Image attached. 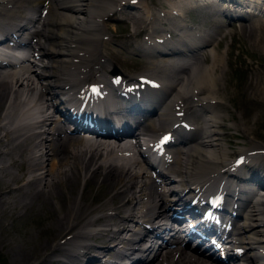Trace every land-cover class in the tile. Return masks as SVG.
<instances>
[{"label": "bare ground", "instance_id": "obj_1", "mask_svg": "<svg viewBox=\"0 0 264 264\" xmlns=\"http://www.w3.org/2000/svg\"><path fill=\"white\" fill-rule=\"evenodd\" d=\"M135 4L137 6H130ZM121 5L125 6L119 10L140 9L134 10L135 14L140 13L138 17L129 18L132 37L146 25L152 30L151 35L157 30L158 33L162 31L161 23L166 27L157 43L151 37L148 40L154 43L152 46L144 43L145 57L150 60L145 75L109 76V80L123 78L124 82L136 87L140 104L133 102L131 110L124 111V108L101 103L96 110L95 116L101 119L100 124L107 132L114 130L109 117L119 119V129L116 131L119 134L120 131H127L134 145L122 144L121 140L110 141L112 145L105 141L102 144L105 147L94 142L84 144L66 134L64 127L54 118V110L48 109L52 106L48 102L60 99L63 101L62 107L67 104L66 109H74V105L81 108L83 104L77 99L78 91L86 84L102 81L100 77H107L112 60L110 53L107 56L103 54L109 41L103 32L104 19ZM138 5V0H0V31L8 42L17 41L13 34L22 36L24 40L21 42L27 44L34 58L28 66L22 62L21 67L12 71L0 62V85L4 87H0V107L7 93L10 98L7 97L9 101L6 103H12L7 104L6 122L0 124V157L17 152L15 161L0 166V173L2 175L5 167H11L14 163L25 166L19 176H10V179L17 177L21 183L12 185L8 190L3 186L9 178L0 177L2 195L12 196L17 191L21 196L16 202L13 198L9 203L3 199L0 201L10 204L12 210L28 208L47 187L49 199L51 194L60 197L61 193L53 182L55 178H75L76 183L83 179L80 192L72 194L70 208L65 207L69 209L68 220L60 222L61 228L57 230L61 231L60 236L50 242L51 247L39 258L24 253L22 258L26 264H125L127 261L124 259L131 260L137 254V261L146 264H208L201 259L187 258L178 243L172 246L175 248L166 247L167 251L163 253L165 248L155 246L158 241L148 243L146 237L167 232L166 210L172 207L173 200H177V203H173L176 208L183 209L187 200L190 202L193 199H197L198 204L204 200L201 202L204 207L205 200L213 192L231 204L232 210L235 204L239 207L236 219L239 223L231 231L230 245L226 246L228 252L240 249L244 253L240 257L242 264H264V170L259 172L264 161L262 146L252 141L250 148L236 152L232 161L228 159L229 149L222 143L224 133L220 131L227 115L223 116L221 111L218 113L222 114L218 116L215 111L225 106L219 83L222 72L218 73L221 65L217 61L221 58V54H217L218 41L215 43L216 38L209 39L207 34H200L195 30L197 28H189L191 26L184 20L185 7H210L223 20V10L231 13L228 19L235 17L231 22H240L247 17L248 20L246 18L244 21L249 22V28L262 31L264 0H178L177 5L166 12L153 7L151 10L144 9ZM25 8L38 15L28 16ZM173 10H178V13L174 14L171 12ZM173 15L177 16V23L176 20L171 21ZM166 29L174 31V39L168 36ZM241 29L246 31V27ZM212 35L210 37H217ZM259 39L258 33L252 37L255 44ZM104 42H107L106 45ZM163 49L166 52L160 54ZM208 56L212 60L209 64L206 63ZM139 77H149L151 80L142 83ZM153 80L160 81L164 88L156 89ZM78 85L81 88L75 93ZM112 88L120 93L127 92L119 87ZM204 93L202 98L196 99ZM141 106L154 109L156 119L141 121L133 115V122L130 123L127 113L136 114ZM180 112H184L187 118L198 117L202 125L187 133H177L179 140L176 146L183 149L176 151L173 160H164L163 151H155L160 156L157 160L152 155L154 146L150 149L147 147L146 153L157 164L151 169L158 171L152 180L141 165H146V162H139L130 150H140L141 141L148 142L165 127L169 131L174 124L185 121L180 116L176 118V113ZM237 126L246 135L240 123ZM238 162L241 163L237 165ZM247 176L251 184H246ZM96 177L97 193L104 185L108 186V191L101 194L103 199L95 204L87 201L85 188H89ZM42 183V188L29 192L31 186ZM26 186H30L28 192L23 190ZM245 187H262L261 196H250ZM231 191L233 194L229 196L228 192L231 194ZM56 205L58 209L62 206L56 203L51 205L52 210L56 209ZM70 209H73L72 214ZM14 214L17 216L18 213ZM128 222L136 223L135 228H129ZM104 258L107 260L102 262Z\"/></svg>", "mask_w": 264, "mask_h": 264}, {"label": "rangeland", "instance_id": "obj_2", "mask_svg": "<svg viewBox=\"0 0 264 264\" xmlns=\"http://www.w3.org/2000/svg\"><path fill=\"white\" fill-rule=\"evenodd\" d=\"M140 1L138 2L140 3V5H138L140 8L144 7V9H151L153 7V9H157L160 11L162 10V12L170 11V7L174 8L178 2V0ZM168 3H170V5ZM167 5H169L170 7H168ZM130 10L132 11V13H134V10L140 9L131 8ZM124 11L125 12H119L118 14L113 15L111 17L107 16V18L104 19L105 28L103 32L104 34H106V36L110 38V41L108 43L104 42L105 45L107 43V48L105 49V51H103V54L107 56L110 53V58L113 63L112 69L116 68L122 74H131L133 76H137L139 74H146L145 72L147 71V64L140 56V52L134 48L133 38L130 37L132 32V22H120V19H124L125 17L131 15L126 13L129 10ZM188 12L184 13L189 23L194 24V26L198 29L200 33L207 34V37H209V39L216 38L217 40L214 41L215 43L216 41H218L217 54H221V58H218L217 60L219 63L221 62L218 73L222 72L221 80L219 83H221V87L223 89L224 100L222 102L223 104L225 103V106L223 108H217L215 109V111L217 112V115L219 114L218 112L222 111L223 114L227 115V120L229 121L224 122V126L220 128V131L224 133L222 143L226 144L227 148L229 149V152L227 154L228 159L235 158L236 152L246 148H250L253 142L262 146L261 151L263 152L264 30L259 31L257 29L255 30L253 28H249V22L244 23L242 21L232 22V24L228 27L223 26V23L219 22V24L212 25L213 21L209 16L204 15L205 12L202 11L196 13V11L189 10ZM207 13H209L208 10ZM146 27L148 26L146 25ZM241 27H246V31L241 29ZM145 28L139 29V35L136 37L137 39L145 37L146 34L150 32L148 28ZM248 30H250L251 32ZM170 31H168V33L172 35V31ZM257 33L259 34L261 39H259L257 44H255L253 43L254 41L252 40V37ZM210 34H215L217 37H210ZM156 35L159 36V34ZM171 38L174 39L173 35L171 36ZM120 42H123L121 43V46H124L125 49L121 48ZM258 47H260V49L262 48L263 50H260ZM137 55H139V57ZM209 62H212L210 57L206 59V63L209 64ZM251 82H253L254 84H250ZM0 87L4 88L1 85ZM256 88H258L259 90ZM204 95L205 93L202 95L199 94L197 97L201 98ZM5 100L3 101L0 107V116L3 109V105L5 104ZM8 101L9 100H6V102ZM9 104L12 105L11 102ZM195 121V125H199L201 127V122L198 119H196ZM239 123L241 127L246 130V135L242 134V130L240 127L238 129L237 125ZM157 136L158 135L154 136L153 138H157ZM233 152H235V154H233ZM16 157L17 152L1 155L0 166H7L8 162L15 161ZM261 165L262 166H260V172L264 170V162ZM142 167L148 174L152 173L150 172V170H147L144 165H142ZM6 168L7 167H5V170L2 172V175L0 173V177L3 179L9 178L7 181L4 182L3 186V188H6V190H8V188H11L12 185L21 183V180L17 181V177L10 179V176L12 174H15L14 176H19V174L24 171L25 166L22 165L20 167L16 165V163H14V165H12L11 167H8L7 169ZM96 179L97 177L92 182H90L89 188H85L87 201H91L95 204L103 199L101 194H104L108 191V186L104 185L103 187L99 188L100 192L97 193L98 188L95 182ZM82 181L83 179L81 178L77 181V183L75 178L66 177V179L64 180L61 177L55 178L53 182L55 183L58 192L61 193L60 197L59 195L51 194V197L49 199L47 194L49 188L47 187L46 190L37 198L35 202H33L30 207L27 206L28 208L19 207L17 209L12 210L11 207H9L11 205L7 204L11 201V198H13L12 200L16 202L18 196H21L20 193H17V191L12 196H4L0 193V199H3L7 202L3 203L2 201H0V264H22L24 261L22 258V253L31 254V257L36 255V258H39L41 254L46 252L49 247H51L50 242L53 239L56 240L60 236L59 233L61 231L57 232V230L61 228L60 222L68 220L67 211L69 209L65 207L70 208L73 198L72 194L77 195L80 192ZM29 187L30 186H26V188H23V190L25 192H28L27 190L29 189ZM42 187L43 183L41 185H33L29 189V192L37 191L39 190L38 188ZM13 188L15 187L13 186ZM56 203L62 204L61 208L58 209V206L56 205V209L52 210L51 205H54ZM72 212L73 209H70L71 214ZM14 213H18L17 216ZM132 225L134 224L128 222L129 228H132ZM64 226L65 225H63L62 227ZM93 243L96 245L99 244L98 241H93ZM63 249H66V246H63ZM15 251L19 252L20 255L15 253ZM62 260L65 259L63 258ZM23 264H26V261H24Z\"/></svg>", "mask_w": 264, "mask_h": 264}, {"label": "snow or ice", "instance_id": "obj_3", "mask_svg": "<svg viewBox=\"0 0 264 264\" xmlns=\"http://www.w3.org/2000/svg\"><path fill=\"white\" fill-rule=\"evenodd\" d=\"M93 91H96L95 87L93 88ZM167 139H168L167 137L164 138V140H167ZM162 142H163V141H162Z\"/></svg>", "mask_w": 264, "mask_h": 264}]
</instances>
